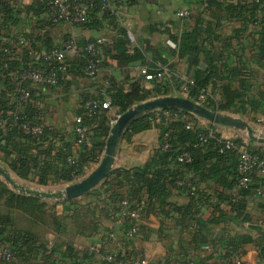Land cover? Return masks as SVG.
Instances as JSON below:
<instances>
[{
    "label": "crops",
    "instance_id": "crops-1",
    "mask_svg": "<svg viewBox=\"0 0 264 264\" xmlns=\"http://www.w3.org/2000/svg\"><path fill=\"white\" fill-rule=\"evenodd\" d=\"M45 1L0 0V42L11 46L14 53L10 71L6 74L0 73V81L4 88L0 91V100L5 107L0 108V129L4 133L11 127L8 121L11 110L27 109L32 111L43 127L56 132L53 140L55 146L58 147L59 139L64 138L71 142L72 157L79 158L83 147L91 146L93 137L91 127L85 124L87 134L85 144L78 145L75 140L74 118L81 112L82 103L90 97L109 99L106 90L111 80L123 83L126 88L128 82L141 80L143 87L149 89L153 81L171 83L172 74L182 80L190 78L191 72L187 59L177 55L176 44L170 36L179 35L191 29L199 17L203 18L204 24L211 22L213 26H216L214 23L218 18L219 25L215 27L218 35L214 39L215 50L225 53L220 40L229 37L232 49L238 53L237 56H230V61L235 64V61L240 58L245 62L242 69L243 77H246L254 87L264 85V59L260 63L254 60L257 54L256 45L260 42V32L263 29L261 23L248 19L249 10L246 11V19H238L235 16H226L222 9L217 8V4L222 1L251 5L247 0H210V2L208 0H131L130 6L124 8L119 16L114 17L113 20H102L99 28L81 25L53 27L43 12ZM185 8L191 10L189 20L176 16L178 10ZM236 30H238L237 36ZM121 32L125 33L128 53H132L134 49L142 51L145 57L143 64H119L116 60L107 57L105 50L112 47ZM20 34L33 36L34 43L28 48H20L15 41L16 36ZM129 34L134 38L133 42L129 41ZM69 35L73 36L80 45L98 36L106 38V45L99 57L100 68L96 75L94 77L81 75L77 68L83 64V59L80 56H73L70 59L71 66L68 72L62 75L58 84L55 86L30 85L31 99L26 104L19 105L16 102V91L20 85H26V83L17 79V69L38 64L43 53L61 43ZM172 51L174 53H171ZM156 54H159L167 63L163 64L155 60ZM1 60L0 57V62ZM216 63L218 64V61ZM159 65L168 67L170 65L171 75L145 81L140 70L145 68L154 72ZM206 67L207 64L202 56L198 68L204 70ZM234 84L237 85L238 82ZM220 112L227 114L229 111ZM120 114L115 107L110 106L106 112L108 117L106 124L109 130ZM242 116L250 117L249 119L253 122L259 123L256 127L249 124L252 131L251 134L244 135L247 138L240 135V132L246 131L212 124L202 118L197 124L202 128L213 130L220 137L240 138L242 145L239 147L247 149L248 146L261 145L257 139L260 135L264 136L261 130V126H264V115L257 112ZM106 138L107 136L104 138V146ZM159 138L160 130L155 125L131 135L129 139H126L124 134L115 157L114 169L130 168L147 162L159 147ZM1 157L0 154V159ZM1 161V164L12 172L2 159ZM97 163L90 164L86 172L89 169L91 171ZM14 175L20 178L15 173ZM106 187L98 189L101 193H85L69 199L73 200L72 203L69 200L58 201L61 209L53 212L61 216L63 221L79 210V215L84 214L82 219L93 220L95 223V229L92 231L89 225L85 231L76 226L69 238L64 236L65 232L57 231L51 226L47 219L36 221L20 211L8 210L0 204V215L8 214L11 217V226H7L9 229L28 231L33 236L31 250L26 247H22V251L17 249L11 260H0V264H103L99 255L91 254L89 251L91 242L107 236L110 232L122 233L121 231L127 228L126 224L119 222V217L114 211L117 203L109 199V193L103 192ZM198 190L203 193V198L194 201L191 208L193 214L189 216L187 214L185 219H182L181 214L172 211H169L166 217L155 205L146 203L145 200L141 201L139 230L128 241V251L132 255L147 259L150 264H184L188 259H195L199 264H229V253L237 250L242 256L243 264H264L260 257V248L264 243V199L253 192L246 195L245 208L238 214L229 203L216 196L222 188L214 180L209 179L206 183L199 184ZM118 191H121L124 196L127 194V187ZM236 197L240 196L236 195ZM76 199L79 201H75ZM168 200L177 205L190 203L188 194L176 189L171 190ZM84 208L89 212V218L88 213H84ZM165 209L168 210L167 207ZM195 209H198L199 213H195ZM20 216L23 223L17 220ZM198 218L203 221L202 225L199 224ZM76 219L78 224L81 220ZM212 219L217 220L211 222ZM245 236L251 237V241L242 243L240 237ZM67 243L71 247V254H69Z\"/></svg>",
    "mask_w": 264,
    "mask_h": 264
},
{
    "label": "trees",
    "instance_id": "trees-1",
    "mask_svg": "<svg viewBox=\"0 0 264 264\" xmlns=\"http://www.w3.org/2000/svg\"><path fill=\"white\" fill-rule=\"evenodd\" d=\"M90 1L91 5L87 16L78 26L99 28L102 20L114 19L115 16L106 13L99 15L100 0ZM43 7V12H46V1ZM217 8L222 9L226 16H235L238 19H246V11L249 10V20H252L255 10L253 5L229 1H222V3L217 4ZM214 25H219L218 18ZM261 25L263 29L260 32V42L256 45L257 54L254 57V60L259 63L264 59V18L261 20ZM216 26H213L211 22L204 24L203 18L199 17L197 23L191 29L179 35L170 36V39L176 44L175 52L177 55L180 58L187 59L191 72L190 78L187 79L191 82H186L172 74L171 79L173 80L171 83L168 81L160 83L153 81L152 87L147 89L143 87L141 80L128 82L127 88L123 83L111 80L106 90L110 105L115 107L120 114L132 105L156 96L181 95L184 86L186 87L187 97L192 100H197L201 94L206 95L207 101L204 105L209 108L218 111H229L239 115L257 112L264 115V85L254 87L246 77H243L242 69L245 62L240 58L235 61V64L230 61V56H237L238 53L232 49L229 37L220 40L224 51H226L225 53L215 50L214 39L218 37L215 32ZM235 35H238V30H236ZM126 43L125 33L121 32V35L113 42L112 47L105 50L107 57L116 60L119 64H143L145 57L142 51L134 49L132 53H128ZM171 53H174V51ZM202 56L207 64L204 70L198 68ZM155 60H159L163 64L167 63L159 54H156ZM216 61H218V64ZM169 67L171 66L169 65ZM149 72L153 71L149 70ZM235 82H238V84L235 85ZM0 108H5L2 106V100H0ZM20 111L30 119H37L30 110L23 109ZM107 111L108 109L100 110L93 117L83 118V125L86 124L91 127L93 137L91 146L89 148L87 146L83 147L79 158L72 157L70 141L60 138L58 147L55 146L53 140L56 132L54 130L43 127L41 133L36 135L24 134L16 125H12L10 117L8 121L11 127L5 133L0 129L1 159L17 176L40 185L75 181L85 174L86 168L90 164L99 161L104 148V138L109 130V126L106 124L108 120ZM158 112L162 113V111H156L136 119L130 124L125 133V138L129 139L131 135L150 129L154 125L159 130L165 128L163 131L165 130L164 132H167V135L165 136L160 131L159 147L149 160L142 165L114 169L100 187L88 194L101 193L98 189L107 186L106 189H103V192L109 193V199L113 203H117V206H114L116 214L118 204L126 198L139 204L145 200L146 203L150 202L151 205H155L166 217L169 211H172L181 214L182 219H185L187 214L188 216L193 214L191 208L194 201L203 198V193L198 190V185L206 183L209 179L214 180L222 188L216 196L229 203L233 210H237L238 214L245 208L246 202L244 199L246 195L252 192L256 194L257 189L264 190L263 177H253L252 183L247 188L238 187L237 150H222L223 141L219 139V135L207 137L205 142L201 143L198 133L206 130L198 127L195 121L192 122V128L189 129L185 127V121L180 119L168 120L162 127L160 124L153 123L150 119ZM177 113L182 114L181 112ZM165 140L170 144L167 149L162 148ZM233 140L238 146L242 145L240 138ZM247 150L264 161V146H248ZM184 151L188 153L189 160L178 162L177 156ZM187 178L195 186L192 194L187 193L190 203L188 205H177L170 202L168 198L171 190L191 191L186 187L176 185L177 180ZM124 187H127V194L123 196L122 192L118 190ZM236 195L240 197L238 198ZM232 199L235 200L231 201ZM72 201L69 200L70 203ZM205 201L207 200L205 199ZM0 204L8 210L20 211L36 221L47 219L57 231H67L66 223L56 212L49 213L50 219L48 220L47 211H44V201L23 193H15L2 180H0ZM166 207L168 208L167 211ZM194 212L199 213V210L195 209ZM79 213L78 210L72 215V218L80 217L81 221L77 226L82 231H85L88 225L90 231L95 229L93 220L85 221L82 219L84 214L79 215ZM215 220L217 219H212L211 222H215ZM198 222L201 225L203 224V221L199 218ZM7 226H11V217L8 214L0 215V242L10 243L13 251L15 250L14 252H17V249L21 250L22 247L29 250L33 248L31 245L33 236L28 231L13 230ZM240 238L242 243L251 241V237ZM67 245L69 254H71V247L68 243ZM234 252L239 253L237 250L231 251L228 257L230 258ZM91 254L94 253L91 252ZM260 257L264 262V243L260 248Z\"/></svg>",
    "mask_w": 264,
    "mask_h": 264
},
{
    "label": "built area",
    "instance_id": "built-area-1",
    "mask_svg": "<svg viewBox=\"0 0 264 264\" xmlns=\"http://www.w3.org/2000/svg\"><path fill=\"white\" fill-rule=\"evenodd\" d=\"M251 5L255 6L254 15L252 20L255 23H261L264 18V0H247ZM131 0H100L99 3V15L106 13L108 15L119 16L124 8L130 6ZM47 10L45 12L47 21L53 27L59 25H66L68 27L78 26L82 23L87 16L88 9L91 5L90 0H46ZM178 18L189 20L191 18L190 9H180L176 12ZM130 42H133L134 38L131 34L128 35ZM17 45L20 48L29 47L34 43V37L31 35H17L15 38ZM106 45V38L104 36H98L93 40L85 42L82 46L76 41V39L69 35L61 43L53 46L40 56L41 63L36 65H27L17 69V79L25 82L26 85H20L16 91V102L19 105L26 104L31 99V86H55L58 84L62 75L68 72L71 64L70 59L73 56H80L83 59V64L79 65L77 71L86 77H94L100 68L99 57L102 53L103 47ZM0 73L6 74L12 67V61L14 60V53L11 46L0 42ZM140 73L144 77L145 81H153L161 79L164 76H170L171 72L168 66L159 65L158 69L154 72H149L143 68ZM186 82H191L189 79H185ZM31 85V86H30ZM3 85L0 81V91H3ZM182 93L187 96L186 87H182ZM197 103L204 105L206 103V95H199ZM110 99L103 97H90L86 99L81 105V112L74 118L73 131L76 135V143L81 145L86 142L87 134L86 128L83 125L84 117H93L100 110L110 108ZM206 106V105H204ZM207 107V106H206ZM209 108V107H208ZM212 109V108H210ZM216 110V109H214ZM153 117H150L151 121L155 124H160L162 127L168 120L180 119L185 121V127L187 129L192 128V122L198 123L201 119L193 114L181 112L178 110H159ZM218 111V110H217ZM181 112L182 114H178ZM11 123L16 125L24 134L36 135L41 133L42 124L38 119H30L25 114L16 108L10 112ZM198 127H201L197 124ZM202 128V127H201ZM163 134L166 136L167 132ZM206 131H200L198 138L201 143L205 142L207 137H215L216 133L213 130L205 129ZM223 141V149H236L237 150V168L238 173V187L247 188L251 183L253 177L264 178V161L260 160L256 155H253L246 148L239 147L232 138L220 137ZM170 146L165 140L162 148L167 149ZM221 150V151H222ZM189 160L188 153L182 152L177 156L178 162ZM176 185L178 187H186L192 194L195 190V186L187 178L184 180H177ZM188 190V191H189ZM256 194L261 198H264V190L257 189ZM141 204L134 203L124 198L118 204L117 216L120 223H126L127 228L124 232L116 234L110 232L107 236L100 237L89 246V251L99 255L103 264H150L147 259L132 255L128 251V241L132 239L139 230V213ZM14 257V251L11 244L8 242H0V260L9 261ZM184 264H199L195 259H188ZM229 264H243L242 256L238 252H234L230 257Z\"/></svg>",
    "mask_w": 264,
    "mask_h": 264
},
{
    "label": "water",
    "instance_id": "water-1",
    "mask_svg": "<svg viewBox=\"0 0 264 264\" xmlns=\"http://www.w3.org/2000/svg\"><path fill=\"white\" fill-rule=\"evenodd\" d=\"M216 1V0H212ZM210 2V0H208ZM159 110H178L193 114L205 119L212 124H220L251 134V126L243 119L226 114L214 109H210L196 101L179 95L157 96L145 101L136 103L122 112L110 127L105 140V146L101 158L97 165L85 176L77 181L63 184L60 189L54 192H44L40 190L24 189L19 186L15 175L0 163V177L4 179L6 185H10L18 193L30 195L37 198L69 200L90 192L99 186L113 171L115 157L121 139L132 122L136 119L149 115ZM264 143V138L257 139Z\"/></svg>",
    "mask_w": 264,
    "mask_h": 264
},
{
    "label": "rangeland",
    "instance_id": "rangeland-1",
    "mask_svg": "<svg viewBox=\"0 0 264 264\" xmlns=\"http://www.w3.org/2000/svg\"><path fill=\"white\" fill-rule=\"evenodd\" d=\"M228 112V111H227ZM227 114H230V115H233V116H237V117H240L244 120H248L246 121L248 124H252L254 127L256 126H259L258 124L259 123H255L253 122L251 119H249L250 117H247V116H242V115H237V114H234V113H231V112H228ZM261 130L262 132L264 133V126H261ZM247 132H240V135L244 136ZM246 137V136H244ZM264 136L263 135H260L259 138H261ZM247 138V137H246ZM262 146H264V143H261ZM0 163H2L1 159H0ZM4 164V163H3ZM94 167V165H93ZM90 171V169L85 173V175ZM14 175V173H12ZM82 178V177H81ZM79 178V179H81ZM0 179L2 181H4V179L2 177H0ZM17 183L19 184V186L21 188H24V189H32V190H40V191H44V192H54V191H57L58 189H60L62 187L61 184H48V185H40V184H37L36 182H33V181H30V180H26V179H22V178H17L15 177ZM77 179V180H79ZM75 180V181H77ZM9 189H11L12 191H14L15 193H18V191L14 190L10 185H7ZM100 186H97L96 188H98ZM94 191L91 190L90 192ZM88 192V193H90ZM88 195V194H87ZM39 200L41 201H44L45 202V207H44V211H47V215L49 213H52L53 211H55L56 209H58L60 211L61 209V205L58 201H61V200H56V199H46V198H38ZM85 199V198H84ZM75 201H79V199H76ZM73 206V205H72ZM85 211L84 213H88L87 217L89 218V212L87 211L86 208H84ZM22 216L20 217H17V220H19L21 223H23V219H21ZM48 220L50 219L49 215L47 216ZM68 218V219H67ZM80 218V217H79ZM64 222L66 223V227H67V232H65L64 236L69 238L71 235H72V231L74 230V228L77 226V222L78 220L75 218H72V216L69 218V217H66V219H64Z\"/></svg>",
    "mask_w": 264,
    "mask_h": 264
}]
</instances>
